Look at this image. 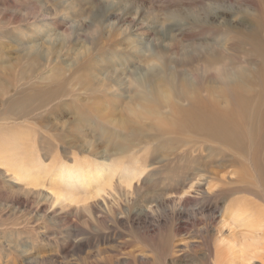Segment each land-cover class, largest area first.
I'll list each match as a JSON object with an SVG mask.
<instances>
[{"label":"rangeland","instance_id":"1","mask_svg":"<svg viewBox=\"0 0 264 264\" xmlns=\"http://www.w3.org/2000/svg\"><path fill=\"white\" fill-rule=\"evenodd\" d=\"M202 21L210 23H198ZM145 26L150 31L137 36ZM242 29L256 31L259 38L239 39ZM127 38L136 41L139 52H130ZM203 44L215 47L232 67L246 64L248 77L257 81L262 57L250 50L264 47V0H0V86L5 89L0 91V138L18 133V143L31 147L33 155L23 165L36 168L15 181L0 166V264H214L225 247L220 240L240 244L251 205L264 208V106L250 124L237 115L240 107L225 104L236 120L225 127L224 142L176 135L170 128L154 132L149 145L142 140L131 152L119 154L111 150L118 148L115 144L101 153L91 147L75 150L67 119L62 111L50 110L58 100L72 102L73 108L87 100L120 107L127 94L114 96L122 88L113 82L121 80V61L143 70L145 55L161 63L168 57L182 59L187 47ZM80 49L91 52L107 78L97 76L112 87L100 94L77 93L76 98L60 95L37 109L44 95L40 91L57 87L53 75L61 72L66 82H74L89 74L70 69L75 55L85 59ZM32 51L42 53L47 63L40 70L28 68L24 55ZM104 56L112 65L108 72L101 68ZM189 60L196 64L190 54ZM259 87L264 88V76L253 87L255 94ZM30 88L33 94L22 92ZM21 99L31 109L26 115L19 114L18 105L8 109ZM65 108L74 118L75 108ZM111 117L100 119L97 108L86 120L104 133L111 132L103 122ZM242 133L249 134L232 149ZM87 167L102 172L99 182H82ZM67 168H80L79 180L59 184L57 170ZM30 177L41 179L40 185L29 184ZM70 185L76 187L73 200L54 201L52 193L68 195Z\"/></svg>","mask_w":264,"mask_h":264},{"label":"bare ground","instance_id":"2","mask_svg":"<svg viewBox=\"0 0 264 264\" xmlns=\"http://www.w3.org/2000/svg\"><path fill=\"white\" fill-rule=\"evenodd\" d=\"M125 15L126 14H124V16ZM65 19L66 18H63L61 20L60 26L64 25ZM139 22L141 25L143 24L142 20H139ZM198 23L209 24L210 22L202 21ZM90 29L91 28H89V31ZM111 29H113V26H111ZM138 29H136V31H138ZM94 30V32H96V28ZM143 30L144 32H138L137 36H140V34H147L150 28H146L145 26ZM112 32L113 30H111V35L113 34ZM257 34L259 33L256 31L252 32V30L242 29L239 39H247L250 42L251 40H256ZM95 35L97 36V34ZM100 36L101 35H99V38ZM113 38L114 35H112L110 39ZM258 38L259 35L257 39ZM110 39L109 42L117 43L116 45L121 42L120 40L116 41ZM101 40L103 41V39ZM107 40L108 38L106 41ZM126 40L127 42L124 44H127L128 48H130V52H139L135 40H131L130 38ZM105 42L103 43L105 44ZM180 42H177V45L175 43L176 47L174 48L177 49ZM257 44L259 43L257 42ZM106 45L108 44H105V46ZM93 46L95 47V45ZM187 48L188 50L186 49L185 52H183L182 59L168 57L167 61L161 63H153L150 59L151 56L145 55V50L142 49L143 55H145V68L143 70H139L133 66L131 62L124 63L121 61L119 63V66H122V70L120 72L117 71L119 72L117 76L121 80L120 82L116 80L113 84L118 88H122L114 92V96H120V93L127 94L124 98L126 100L122 102V106L119 107L117 103L110 104L106 101H102V103L95 105L90 103L86 98H80L79 102L87 100L85 101L87 106L85 107V104L81 102V104H77L74 109L72 105H70L72 102H62L58 100L59 96H71L74 94L76 98L79 96L78 94H82L83 92L92 95L96 94L98 91H103L105 87L106 90H109L111 86L106 83L107 80H100L99 76H97L101 74L105 76L104 78H107L106 73L101 72L97 67V62L90 57L91 52L86 53V48L84 49V53L86 54L85 59H83L84 56L80 57L81 54L75 55V62H72L70 69L72 72L78 73L80 71H87L89 74L86 76L78 75L74 82H72V80L66 82L61 72L53 75L55 77V86L57 87L55 89L51 84V86L40 91L41 94H44L42 95L44 99H42V97L40 98L37 109L48 107L49 102L58 100L55 102L57 104L50 110L62 111V117L67 119V129L69 130V136L72 137V146L74 145V149L81 150L83 147H88L90 149L91 147L96 153L103 152V148L106 150L105 152L109 151L113 144L118 146V148L111 149L115 152L118 151L116 153H129L141 144L145 146L149 145V143H151L150 140L154 137V132L158 130L167 131L168 129L178 132L175 133L176 135L187 136L188 134H192L202 139H207V137L213 139L215 137V141L224 142L228 135L225 127L228 126V122L236 120L234 114L230 113L231 110L225 107V104L229 105V103L232 105L234 104L238 109L239 107L241 108V113L240 111L237 113L238 116L240 114V117L247 118L250 124H254L252 120H254L258 114L262 113V107L264 106V100L262 99V96L264 97V88L259 87V91H257L258 93L256 94L254 93L255 89H253V87L259 86L264 76V47L261 45L253 46L250 50V52L257 53L262 57V63L259 64L255 73L258 79L257 81L248 77V69L244 68L246 64L239 67H232L231 62L228 60L225 63L224 60L220 59L216 48L209 44L195 47L191 45ZM82 50L81 53L84 54ZM108 51L109 50H107V52ZM189 54L192 61L196 64L189 60ZM100 55H102V53H100ZM24 58H26L30 70H40L42 66L47 64L45 63L43 54L40 52L38 53V51H32V53L24 55ZM101 58L106 61L101 68H105V71L108 72V69L112 67L111 63L109 64L111 61L106 56ZM198 80L203 82L202 86L198 84ZM1 89L5 90L3 84L0 86V91ZM22 92L25 94H33L34 90L30 88ZM251 99H255L254 104L251 103ZM22 100L23 99L9 103L8 109L18 105L19 114L26 115L31 109H26V103L22 102ZM64 107H66L65 109L68 111L74 109L72 112L75 114V117L72 118L69 112H64ZM97 108L98 117L100 119L101 117L107 119V114H113L114 117L103 121L109 125L108 127L111 129V132L106 131L101 133L98 131L99 125H92L86 120L87 113ZM115 113H117V115H114ZM105 123L103 124L105 125ZM236 129H238V126ZM248 134L249 133H242L238 135V138L230 147L235 149L239 143L238 139ZM64 137L67 139L66 135H64ZM19 138L20 135L18 133L12 136V138L9 135L0 138V166H4L7 175L11 176L15 181L25 179V173L27 171L36 169L34 164L23 165V159H33V155L31 147L25 148L26 145L21 146V144L18 143L17 139ZM142 140H145V142L139 144ZM9 142L12 143L10 146ZM23 151L24 155H22ZM87 151L90 153V150ZM103 165L104 163L102 166ZM79 171H81L80 168L74 171L70 168L66 170L58 169L55 178L59 184H62L63 181L76 183L79 180ZM83 173L85 174L82 179L83 183L89 178H92L96 183L101 180L102 172H100L98 168L92 173L91 168L87 167ZM39 181H41V179L32 181V178H29V184L34 186L40 185ZM70 186L73 191H69L68 195L58 196L57 193L53 192L52 198L54 201L60 200L65 203H70L74 196H76L73 193L76 191V187ZM250 208L251 213H249V216L243 224L245 233H243L242 230L240 233L242 239L240 240V244L236 246L235 243L228 244L225 239L220 240L219 243L225 247L221 248V252H219L220 256L218 255L216 257L214 264H253L255 261L264 264V208L253 204ZM240 211L243 212V210Z\"/></svg>","mask_w":264,"mask_h":264}]
</instances>
